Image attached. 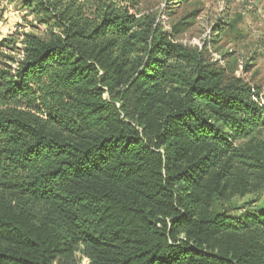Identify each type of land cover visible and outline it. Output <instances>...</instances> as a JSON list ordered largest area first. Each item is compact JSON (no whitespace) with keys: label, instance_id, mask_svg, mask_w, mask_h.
Here are the masks:
<instances>
[{"label":"trees","instance_id":"16d2710c","mask_svg":"<svg viewBox=\"0 0 264 264\" xmlns=\"http://www.w3.org/2000/svg\"><path fill=\"white\" fill-rule=\"evenodd\" d=\"M19 1L52 30L0 40V264H264L251 85L125 0Z\"/></svg>","mask_w":264,"mask_h":264},{"label":"rangeland","instance_id":"374dc122","mask_svg":"<svg viewBox=\"0 0 264 264\" xmlns=\"http://www.w3.org/2000/svg\"><path fill=\"white\" fill-rule=\"evenodd\" d=\"M132 11L152 14L165 30H180L177 41L202 50L229 76L249 83L264 104V0H125ZM220 28H222L220 30ZM52 23L28 14L19 0H0V40L12 35L21 47L29 31L48 35ZM220 30V31H219ZM19 47V48H20ZM248 196L243 202L254 200ZM264 203L263 200L260 204ZM81 250L53 264H89Z\"/></svg>","mask_w":264,"mask_h":264},{"label":"built area","instance_id":"2783aa9c","mask_svg":"<svg viewBox=\"0 0 264 264\" xmlns=\"http://www.w3.org/2000/svg\"><path fill=\"white\" fill-rule=\"evenodd\" d=\"M255 99H256V98H255ZM258 101H259V100H258ZM259 103L262 104V103H263V100H262L261 102L259 101Z\"/></svg>","mask_w":264,"mask_h":264}]
</instances>
